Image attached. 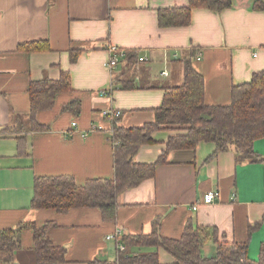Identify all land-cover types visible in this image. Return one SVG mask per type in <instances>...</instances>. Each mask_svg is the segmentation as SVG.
I'll use <instances>...</instances> for the list:
<instances>
[{
  "label": "crops",
  "instance_id": "crops-1",
  "mask_svg": "<svg viewBox=\"0 0 264 264\" xmlns=\"http://www.w3.org/2000/svg\"><path fill=\"white\" fill-rule=\"evenodd\" d=\"M254 2L233 0L232 8L220 13L194 9L189 27L162 29L159 11L187 7L189 0H0V231L31 225L20 234L13 264H35L34 227L54 223L48 236L67 249L64 264H88L116 262L122 239L151 234L157 221L159 234L168 239L181 238L189 222L216 228L222 239L238 243L247 242L254 228L248 256L258 260L264 243V164L238 165L232 151L205 163L215 151L211 143L172 152L155 178L124 191L114 222L104 221L97 209L59 214L31 208L38 177H72L78 185L113 179L114 120L107 113L121 112L116 123L124 128L153 123L165 93L183 85L185 61L204 78L206 105H229L233 86L264 71V11L255 10ZM36 42L48 43L50 51H19ZM110 46L137 57L110 71ZM72 52H79L75 63ZM66 72L72 91L57 95L52 109L36 117L48 130L20 131L31 109L30 84L56 81ZM128 83L134 89H123ZM73 101L80 102L79 113L64 111ZM172 134L156 132L155 142L144 145L135 161L155 163ZM22 137L26 147L20 155ZM254 150L264 157V139ZM210 191H217L218 199L205 205ZM119 228L121 238L109 240ZM216 252L213 242L203 249L206 257ZM159 255L164 264L174 262L163 249Z\"/></svg>",
  "mask_w": 264,
  "mask_h": 264
},
{
  "label": "trees",
  "instance_id": "trees-1",
  "mask_svg": "<svg viewBox=\"0 0 264 264\" xmlns=\"http://www.w3.org/2000/svg\"><path fill=\"white\" fill-rule=\"evenodd\" d=\"M232 6L233 0H189L187 7L160 10L158 22L162 29L189 27L194 9L220 13ZM254 9L264 11V0H255ZM19 51L49 52L50 45L46 42L30 43L20 46ZM71 56L75 63L79 52H72ZM136 57L126 53V60H135ZM123 89H134V85L128 83ZM71 91V76L68 72L62 73L56 81L44 79L32 82L28 91L31 109L28 119L19 126L20 131L48 130L37 122V114L52 109L57 95ZM79 110L78 101L64 107V111L79 113ZM116 119L112 128L114 178L95 179L78 185L72 177H38L34 181L33 210H55L59 214H66L76 209H97L104 221L114 222L124 191L135 189L155 178L157 168L167 163L172 152L195 150L202 143L215 146L214 153L205 163L221 153L232 151L238 165L264 164V157L254 150V143L264 139V71L255 73L249 83L233 86L229 105L208 106L205 103L204 78L187 60L183 85L170 88L165 93L153 123L141 128H124L116 123ZM9 129L3 132L7 133ZM164 130L172 131L173 134L158 160L152 164L137 163L135 158L140 149L153 144V135ZM24 139H18L20 155L25 152ZM29 226V223H22L16 229L0 231V264L14 263L16 252L20 249V234ZM53 227L54 223H48L43 228H33L35 264L66 263L67 249L54 246L48 236ZM253 229L248 230L247 242L238 243L222 239L216 228L195 227L189 222L181 238L168 239L159 234L157 221L153 224L151 234L123 238L121 243L125 250L119 251L116 262L95 260L88 264H164L160 261V249L173 258L171 264H264V243L258 260H251L248 256ZM209 242L217 247L212 257L203 254ZM133 248L139 251L131 252Z\"/></svg>",
  "mask_w": 264,
  "mask_h": 264
},
{
  "label": "built area",
  "instance_id": "built-area-1",
  "mask_svg": "<svg viewBox=\"0 0 264 264\" xmlns=\"http://www.w3.org/2000/svg\"><path fill=\"white\" fill-rule=\"evenodd\" d=\"M109 53H110V57H109L108 61L106 62V68L110 71H114L122 61L126 60V53L127 52L123 49L116 47V46H110ZM143 61H145V59L141 58L140 62H143ZM105 94H107V92H105ZM120 115H121V112H119V111H116V112L113 111V112L107 113V116L110 117V119H112V120L119 118ZM76 126H77V123H73V127H76ZM218 196H219V194L217 191H210L204 195L203 203L205 205L213 204L218 199ZM195 210H196V208H195ZM122 232H123L122 229L119 228L116 231V233L112 236H109L108 239L109 240L110 239H117L118 240L121 238ZM118 250L120 252L124 251L125 246L119 244Z\"/></svg>",
  "mask_w": 264,
  "mask_h": 264
}]
</instances>
